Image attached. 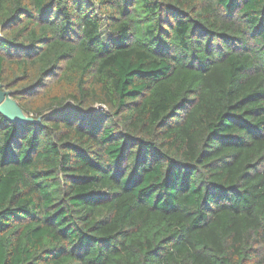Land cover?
I'll return each mask as SVG.
<instances>
[{"label": "trees", "instance_id": "obj_1", "mask_svg": "<svg viewBox=\"0 0 264 264\" xmlns=\"http://www.w3.org/2000/svg\"><path fill=\"white\" fill-rule=\"evenodd\" d=\"M0 84V264H264V0H0Z\"/></svg>", "mask_w": 264, "mask_h": 264}, {"label": "water", "instance_id": "obj_2", "mask_svg": "<svg viewBox=\"0 0 264 264\" xmlns=\"http://www.w3.org/2000/svg\"><path fill=\"white\" fill-rule=\"evenodd\" d=\"M0 115L10 123H38L32 117L26 116L8 91L0 84Z\"/></svg>", "mask_w": 264, "mask_h": 264}, {"label": "rangeland", "instance_id": "obj_3", "mask_svg": "<svg viewBox=\"0 0 264 264\" xmlns=\"http://www.w3.org/2000/svg\"><path fill=\"white\" fill-rule=\"evenodd\" d=\"M95 109H97V110H101L102 108H100V107H95Z\"/></svg>", "mask_w": 264, "mask_h": 264}]
</instances>
